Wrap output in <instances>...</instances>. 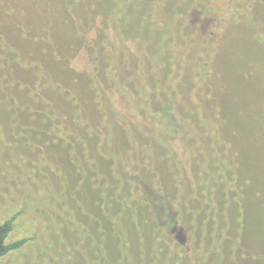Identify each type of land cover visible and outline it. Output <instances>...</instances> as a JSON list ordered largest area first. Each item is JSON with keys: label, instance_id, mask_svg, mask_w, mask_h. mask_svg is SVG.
I'll use <instances>...</instances> for the list:
<instances>
[{"label": "rangeland", "instance_id": "374dc122", "mask_svg": "<svg viewBox=\"0 0 264 264\" xmlns=\"http://www.w3.org/2000/svg\"><path fill=\"white\" fill-rule=\"evenodd\" d=\"M56 2L81 9L92 28H75L70 11L50 24L38 10ZM121 2L129 16L113 25L112 15L101 18L99 0H0L22 21L61 36L63 59L48 41L53 55L42 69L20 73L32 99H64L74 112L32 125L56 132L0 135V223L20 213L11 240L28 238L0 264H264V14L243 1L222 29L226 22L204 21L193 0ZM17 36L41 59L40 45ZM134 75L146 117L117 88ZM22 88L14 91L23 96ZM92 137L105 146L91 147ZM153 144L170 150L173 170L186 172L194 215L167 202L166 182L146 154ZM92 149L123 155L124 170L104 153L97 171L88 164L90 179L79 181L78 152ZM222 164L232 169L223 173ZM132 170L139 191L152 197L151 214L131 208ZM93 184L102 188L97 194Z\"/></svg>", "mask_w": 264, "mask_h": 264}, {"label": "trees", "instance_id": "16d2710c", "mask_svg": "<svg viewBox=\"0 0 264 264\" xmlns=\"http://www.w3.org/2000/svg\"><path fill=\"white\" fill-rule=\"evenodd\" d=\"M243 1L245 2V5L247 3L252 6L251 8L254 7V14L257 17H263L264 0H193L194 4L192 5V7L197 6L196 10L200 11V15L203 17L202 19L204 21L207 19H215V21L218 23L219 19L222 21V23L226 22L221 26V28L223 29L224 27L228 28L227 21L231 20V15L229 13L230 9L235 7V5L238 3H242ZM46 6H44L43 8H39L38 11H41V15H45V17L50 16L49 22L52 25L54 23L52 20L53 17H62L66 15L67 11H70L68 12L69 15L68 17H66V20L68 21L74 19L75 22H77L75 24V28L77 26V28L82 29V33L84 30L91 29V26H93L91 20L87 19L81 9L77 7H73L70 9L67 8V10L65 11V8L60 4V2H56V4L52 6L54 8ZM97 8L100 11L99 13L102 19H107L109 15H112L111 23L113 25H119V21L121 22V20H125L124 15H127V17L129 16L127 12L128 8H126L125 5L123 6L121 0H99ZM20 14L21 12L18 11L17 8L0 6V124L3 123V126L0 127L1 136L2 134L6 135L9 132L16 133L18 131H25L28 133L39 132V134L42 135L45 134V132L55 131L52 126H32L38 121V119H43V115L66 114V116H74L72 106L64 99L60 100L59 102L52 101V105V103H42V100H39L38 98L36 99L34 97L32 99L29 96L28 90L31 91L32 88L29 85L27 86V82H30L26 76L27 72H20L22 70L26 71L28 69H31L32 66L37 67V72L42 69V59H46L47 56L53 55L52 52L49 53V50L47 48L46 42L48 41L54 49V55H57L58 58L63 59L64 54L61 50L63 48V43L59 40L61 36H55L54 32L52 31L53 28L55 30V27L44 29L43 26L36 22L28 24L22 21L20 17H18L20 16ZM52 25L50 27H52ZM14 33L18 35L17 39L19 42L25 41L27 43L40 45L39 51L42 56H39V58L41 59L35 57V49L33 51L30 50L28 53H25V51H23V49H21V47L16 44V40L13 39ZM121 81L123 84L117 85V88H120V92L123 97H127L126 99H132V108L135 113L146 117L149 113V106L145 103L144 99L141 98V94L139 93L140 88L139 86H136L135 75L132 77V81L130 79H123ZM18 87H23L22 89H24L25 95L20 96L21 94H18L14 91V88ZM161 107L164 110L169 106L164 104ZM170 116L171 119L175 120L176 117L173 114H170ZM8 123H10V125H12L11 123H13L12 130L6 128V125ZM174 125L175 122H173L172 127H174ZM83 126H85V124H83ZM174 131L179 132V128L177 126L174 127ZM92 138V141L91 139H89L88 141L89 143L92 142L90 143L91 147L95 146L97 143H101L105 146V143L100 141L98 137ZM59 141L60 140H57V143H59ZM63 143H66V140H64ZM87 145L89 144H86L85 146ZM165 149L166 150H164V147L162 146H156L153 144L149 147L146 154L151 159L157 175L161 176L164 182H166L165 197L167 202L170 201L169 204L174 205L178 209L179 215H194L193 213L194 211H196V208L193 205V199L197 201V197L195 196L190 185L189 178H187V176L185 175L186 172L184 171V169L183 172H177L172 169L173 162L168 160L170 156V150L166 147ZM78 153L79 159L81 161L77 163L76 172H79L77 174L78 178L79 176L81 178L84 177V179L82 180L78 179L84 184L86 182L85 180L90 179L89 174L86 171L89 167L88 164L94 161V167L91 168L95 169L96 171L99 168L98 166L100 165V163L96 159L97 155L102 156V154L106 153L108 157L113 159V161L116 163L117 166L115 169L117 171L124 170L122 163L123 155L119 154L116 151L104 150V152H102V150L92 149L88 152L79 151ZM85 153H87V157L85 156ZM89 155H91L94 159H89ZM83 157H86V159H84ZM230 167L231 165L224 164L222 167L223 173L226 172L225 168L232 169ZM136 172L137 171L132 170V172L129 173V176L131 175V177H129L128 179L127 186L128 200L130 201L131 208L137 207L141 211L143 208L144 211L142 212L151 214L150 211L155 207L154 202L152 200V197L147 192L139 191V189L142 190L140 183L136 179L133 180V174H137ZM219 182L220 181H218V183ZM229 183L230 182H228L227 185H229ZM94 189L96 190L97 194V191L101 190L102 188H100L99 185L96 184ZM103 191L107 192L106 189H103ZM110 194L114 196L113 193L110 192ZM142 202H144L146 207H143L141 205ZM19 214L20 213H16L15 215L6 219L4 222L0 223V259L7 254L22 248V246L28 240L27 237H21L16 240H11V236L15 231L16 219ZM155 224L157 225V222H155Z\"/></svg>", "mask_w": 264, "mask_h": 264}]
</instances>
